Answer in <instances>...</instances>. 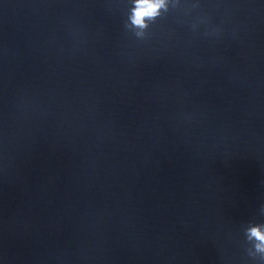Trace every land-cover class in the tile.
Segmentation results:
<instances>
[{
	"label": "water",
	"instance_id": "water-1",
	"mask_svg": "<svg viewBox=\"0 0 264 264\" xmlns=\"http://www.w3.org/2000/svg\"><path fill=\"white\" fill-rule=\"evenodd\" d=\"M190 3L137 40L125 0H0L3 264H250L264 0Z\"/></svg>",
	"mask_w": 264,
	"mask_h": 264
},
{
	"label": "clouds",
	"instance_id": "clouds-1",
	"mask_svg": "<svg viewBox=\"0 0 264 264\" xmlns=\"http://www.w3.org/2000/svg\"><path fill=\"white\" fill-rule=\"evenodd\" d=\"M181 7V0H125V12L123 15V29L135 39L143 40L148 34V29L157 19L169 13L170 10ZM184 15H188L192 9L199 7V0H191L190 4L184 5ZM200 25L204 26V35L219 32L218 28L209 31L208 18L197 16L190 24L191 30L195 31ZM258 214L264 217V204H261ZM244 248L250 264H264V221L249 220L241 226ZM0 264H3L0 261Z\"/></svg>",
	"mask_w": 264,
	"mask_h": 264
}]
</instances>
